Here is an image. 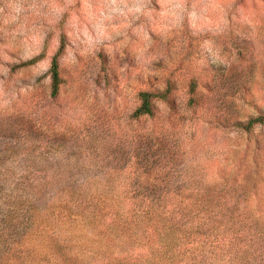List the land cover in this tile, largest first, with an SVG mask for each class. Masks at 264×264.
<instances>
[{"label": "clouds", "instance_id": "1", "mask_svg": "<svg viewBox=\"0 0 264 264\" xmlns=\"http://www.w3.org/2000/svg\"><path fill=\"white\" fill-rule=\"evenodd\" d=\"M249 39L257 55L242 61L237 51ZM57 71L62 83L54 88ZM190 93L197 103H180ZM259 115L264 0H0V125L18 131L11 143L25 148L10 168L62 137L101 166L111 161L102 183L133 185L145 180L138 150L150 139L167 146L182 183L209 154L231 163L213 129ZM113 150L124 155L113 160ZM78 224L62 217L40 244H27L37 257L28 264H40L55 239L66 245L68 264H91Z\"/></svg>", "mask_w": 264, "mask_h": 264}, {"label": "rangeland", "instance_id": "2", "mask_svg": "<svg viewBox=\"0 0 264 264\" xmlns=\"http://www.w3.org/2000/svg\"><path fill=\"white\" fill-rule=\"evenodd\" d=\"M237 55L242 61L255 58V42L247 40ZM199 99L202 104L205 103L202 97ZM179 100L189 106L197 103L191 93L186 101L183 97ZM259 116L262 121L252 123L248 130L241 128L240 124H246L257 116H249L246 122H238L227 129H213L216 141L228 148V155L224 159L231 163L225 164L218 154H209L202 161L198 173L182 183H178L180 177L169 168L174 157L168 152L167 146L161 144L155 147L150 139L143 142L138 155L141 156L145 180L141 182L137 177L133 185L119 181L114 184L111 177L102 183L98 178L103 177L105 169L112 166L111 161L101 166L94 153L87 154L86 149L70 144L67 138L62 137L54 139L38 155L29 154L21 159L15 169L10 168L9 161L18 157L25 148L11 143L20 138L18 131L0 125V240H5V243L0 242V249L4 251L0 264L18 263L14 247L8 253L5 250L9 240L21 237V247L29 243L38 245L47 238L48 229L62 217L78 219L80 231L77 243L84 250L87 249V243L90 242L88 238L95 227L88 223L87 209L78 207V201L103 203L104 210L110 206H120L119 213L112 214L114 218L119 215L123 217L125 214L122 210L131 201L144 200L133 197L130 192L133 187L137 189L142 186L162 191L158 199L160 202L216 204L222 208L217 216L230 215L236 221L237 264H243L244 250L248 251L250 264H264V115ZM29 135L35 138L37 133L30 129ZM233 144L235 148L231 147ZM32 151L35 152V149ZM109 155L117 160L124 154L113 150ZM116 170L113 167V171ZM17 172L20 173L19 177ZM116 189H119V198L113 195ZM166 191L168 193L165 194ZM226 208L230 212L225 211ZM108 219L102 222L106 223ZM245 229H248V240L244 235ZM55 241L62 243L60 239ZM53 242L48 251L39 257L40 264H58L61 261ZM30 257L23 264L37 260L35 256L32 259Z\"/></svg>", "mask_w": 264, "mask_h": 264}, {"label": "trees", "instance_id": "3", "mask_svg": "<svg viewBox=\"0 0 264 264\" xmlns=\"http://www.w3.org/2000/svg\"><path fill=\"white\" fill-rule=\"evenodd\" d=\"M53 81L54 88H58L61 83L58 71ZM139 97L146 103L151 101L145 91H140ZM261 121V116H257L240 127L248 130L252 123ZM130 192L133 197L144 200L131 201L122 210L125 215L118 218H114L112 212L119 213L120 206L104 210L103 203L78 201V207L87 209L88 223L95 227L85 249L91 256V264H237V224L230 215H216L222 208L207 203L160 202L162 191L146 186L130 189ZM225 211L230 212V209ZM107 217L108 221L102 222ZM244 235L248 240V229ZM20 240L21 237L9 240L5 249L9 252L14 247L17 264H23L29 255L30 259L34 257L32 249L19 245ZM0 242L5 243V240ZM53 243L61 259L58 264H68L66 245L55 240ZM0 253L1 258L3 249ZM247 255L248 251L244 250L243 264H250ZM74 264H85V261L78 258Z\"/></svg>", "mask_w": 264, "mask_h": 264}]
</instances>
